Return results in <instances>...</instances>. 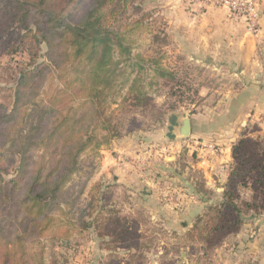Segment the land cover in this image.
I'll return each mask as SVG.
<instances>
[{"label": "rangeland", "instance_id": "obj_1", "mask_svg": "<svg viewBox=\"0 0 264 264\" xmlns=\"http://www.w3.org/2000/svg\"><path fill=\"white\" fill-rule=\"evenodd\" d=\"M90 2L91 0H73L65 11L72 14V19L75 20L89 7ZM178 2L180 0H113L107 5H101L98 11H93V17L99 14V24L110 32L114 57L120 60L118 71L123 72L116 80V89H119L113 96L114 103L104 109L105 117L113 118V123L117 125L120 104L127 106L122 118L125 120L124 125L117 127L120 136L107 139V145L102 143L96 149L88 148L81 154L80 170L71 176L58 196L45 207V213L52 221L39 235L34 237L32 232L26 231L27 225L22 221L21 213L12 223L3 217L14 212L15 196L0 206V264H207L215 255V250L222 248L228 251L242 229L255 230L264 225V193L260 188L253 187L254 173L248 177L245 186L238 187L237 202H256L260 208L245 212L238 233L228 235L218 248L205 252L199 239L189 240L186 237L194 221L187 231H179L178 218L174 217L175 225L171 224V219L165 215L173 217V207L176 210L180 208L183 200L176 202L168 199L167 192L182 195L181 191L184 189L178 190L183 185L179 165L190 168L192 154L187 150H195L197 141L194 139L191 140L190 147L188 143L187 149L179 148L177 162L179 160L180 163L177 164L173 181H161L159 192L153 194L154 197H150L146 191L151 190L150 187L136 175L126 180L121 172L115 171L116 165L104 163L111 152L114 155L119 153V149L130 150L139 146L142 138L148 139L146 136L166 134L174 115L198 117L200 121L197 124L207 123L210 124L209 129L223 130L230 128L231 117L242 105L233 98L242 89L243 79L246 80L244 73L230 72L223 68L220 70L217 60H211L210 65L217 67L213 69L206 64L204 66L200 60L187 56L193 47L179 39V28L183 26L175 24L171 27L168 24L170 15L173 14L177 20L180 18ZM169 7L172 8L171 11ZM29 30L30 33H27ZM7 33L3 37L6 41L0 48V105L6 108V112L11 110L18 84L31 72L34 74L37 70L46 68L38 72L40 76L35 74L24 85L22 91H26L31 99L26 110L28 112L32 103L45 100V93L61 88V74H58L49 61L47 46L39 39L36 40L39 36H35L37 33L32 25L28 29H21L13 23ZM117 45L125 52L119 53ZM257 53L264 60V46H258ZM159 68L163 70L164 77L157 73ZM73 71L64 75V81L73 79ZM125 78L128 81L122 86ZM132 81L134 88L131 90ZM136 90L144 93V105H140L141 107L132 106ZM71 104L76 107L79 102L74 100ZM170 104H174L175 108L166 111L165 106ZM150 106L160 108L161 116L153 117ZM131 117L141 120L142 125L139 130L127 134L125 130L129 127ZM203 117L209 121L201 120ZM241 124L243 126L239 131H235L237 138L232 146L244 139L247 154L255 153L257 157H263L264 111ZM0 126L7 127L6 124ZM228 131L231 130L227 129ZM104 135L105 132L102 133ZM99 141L103 142L102 139ZM8 148V144H0L1 163L6 160ZM139 149L141 150L140 147ZM160 158L163 159L164 156L154 155L150 163L163 165ZM7 160L0 164L1 168H6L0 174L4 182H9L16 174V163L10 164ZM150 163L144 168L146 171L152 169ZM154 172L152 170L153 175ZM187 177H192L197 194L209 199L206 200L208 204L204 205L203 212L206 207H215L222 202V194L218 196L215 193V196L205 189L201 176L196 171L189 169ZM167 200L172 203L166 202ZM161 204L168 205L162 213L152 217L147 213L146 209L157 210ZM114 213L134 215L137 224L132 225L130 230L141 233L139 238L143 236L142 243L136 244L127 236L126 241L131 242L127 247L99 236L95 218L99 214L109 217ZM161 215L164 217L161 218Z\"/></svg>", "mask_w": 264, "mask_h": 264}, {"label": "trees", "instance_id": "obj_2", "mask_svg": "<svg viewBox=\"0 0 264 264\" xmlns=\"http://www.w3.org/2000/svg\"><path fill=\"white\" fill-rule=\"evenodd\" d=\"M71 1L0 0V48L6 41L3 37L13 23L21 29H28L32 25L37 33L35 36H39L36 40L47 46V57L61 74V88L45 93V100L32 103L28 112L26 110L31 99L26 91H22L24 85L35 74L40 76L38 72L46 68L34 74L31 72L18 84L9 112L0 105V125H7L6 128L0 126V144L9 145L6 160L10 164L16 163V174L12 180L4 182L0 177V206L15 196L14 212L3 217L12 223L19 213L23 214L26 231L32 232L34 237L49 227L52 220L45 213V207L58 196L71 176L80 170L81 154L88 148L96 149L102 143L107 145V139L119 137L117 127L124 125L122 118L127 111V106L120 104L117 125L113 123V118L104 114V109L114 103L113 96L119 89H116V80L123 72L118 71L120 60L114 57L110 32L99 24V14L93 17L92 13L113 0H91L89 7L75 20L72 14L65 11ZM117 46L119 53L125 52L120 45ZM70 70H74V76L66 82L64 75L69 74ZM157 73L165 76L161 68ZM127 81L128 78H125L122 86ZM133 85L134 82L131 90ZM135 92L132 106H143L144 93L141 90ZM74 100L79 102L76 107L71 104ZM165 107L166 111L175 108L174 104ZM150 108L153 117L161 116L160 108ZM128 122L127 134L139 130L142 125V121L135 117L129 118ZM246 148L244 139L232 146L233 164L223 186L222 202L215 207H206L186 233L189 240L199 239L205 252L221 246L228 235L238 233L245 212L260 208L256 202H237L238 187L245 186L252 173L255 175L253 187L260 188L264 193V156L259 158L255 153L247 154ZM4 163L0 158V164ZM5 169L0 167V174ZM95 219L99 236L127 247L131 243L126 241L127 236L136 244L142 243L143 236L139 238L141 233L130 230L132 225L137 224L133 214L125 216L114 213L109 217L99 214Z\"/></svg>", "mask_w": 264, "mask_h": 264}, {"label": "crops", "instance_id": "obj_3", "mask_svg": "<svg viewBox=\"0 0 264 264\" xmlns=\"http://www.w3.org/2000/svg\"><path fill=\"white\" fill-rule=\"evenodd\" d=\"M154 1L158 2L160 0ZM174 1L171 0V2ZM196 2L198 0H180L178 2L180 18L177 20L172 14L169 17L168 24L171 27L175 24L183 26L179 28V39L186 42V44L187 42L190 43L193 47L189 50L187 56L194 57L200 60L204 66L206 64V66L213 69L217 67L210 65L211 60H217L219 69L223 68L230 72L244 73L246 80L243 79L242 89L233 98L235 102L242 105L236 114L231 117L230 128L212 130L209 129L210 124H197V121H200L198 117L177 114L171 118L165 136L158 133L155 136H146L148 139L142 138L143 141L140 142L139 146H135L130 150L119 149V153L112 155L111 152V156L104 159V163L108 162L111 166L116 165L115 171L121 172L126 180L134 178L136 175L141 182H144L152 190H146L151 195L150 197H154L153 194L156 195L159 192L161 181L164 179H167V183L173 181L177 164L180 163L179 160L177 162L180 156L178 155L179 148L187 149V145L184 143L183 146L180 143L182 146L173 147L168 151L173 155L166 153L165 158H160L163 165L159 164L158 166L155 163H150L151 158L157 153H149L147 147L158 145L165 148L168 147L169 143L178 144L185 139L196 140L195 150H187L192 154L189 169L196 171L201 176L205 189L219 196L223 192V186L232 167L231 149L237 138L235 131H239L240 127L243 126L242 122L249 121L252 116L264 111V60L257 53L258 46H264V0L259 2L261 18L260 31L257 36L249 34L243 21L230 18L225 10L208 7L202 1ZM170 9L172 8L169 7ZM184 120L188 121L189 132L188 136L183 139L178 137L185 130ZM201 120L209 121L206 117L201 118ZM200 125L204 127L201 128ZM227 129L231 131L227 132ZM149 163L152 169L146 171L144 168H147ZM179 166L183 185L178 190L183 188L184 191H181L182 195L179 193L172 195L168 192L167 194H169L168 199H174L176 202L179 199L183 201L177 210L173 207V217L168 216V214L165 216L171 219L172 225H175L174 221L176 220H174V217L178 218L180 220L179 231H187L186 229L191 227L190 223L203 213L204 205L208 203L206 200L209 199H204L197 194L196 184L192 177H187L189 169L185 166H182V169L181 165ZM152 170H155L154 175ZM166 202L172 203L169 200ZM164 207L168 208V205L164 204L162 206L161 204L157 210L154 208L146 210L152 217L162 213ZM163 217L161 215V218ZM236 236L235 244L228 251H224L222 248L215 250V255L207 264H264V225L258 226L255 230L242 229Z\"/></svg>", "mask_w": 264, "mask_h": 264}, {"label": "built area", "instance_id": "obj_4", "mask_svg": "<svg viewBox=\"0 0 264 264\" xmlns=\"http://www.w3.org/2000/svg\"><path fill=\"white\" fill-rule=\"evenodd\" d=\"M202 1L208 7L220 8L226 11L230 18L240 19L243 21L247 32L253 36H257L260 31V18L261 14L259 11L260 0H198ZM196 2V3H198ZM184 146L186 143L188 147L191 146V140H182L178 144L169 143L168 147L162 148L158 145H150L147 147V151L151 154L157 153L156 155L166 156V153L173 155L170 151L175 146ZM165 158V157H164Z\"/></svg>", "mask_w": 264, "mask_h": 264}, {"label": "water", "instance_id": "obj_5", "mask_svg": "<svg viewBox=\"0 0 264 264\" xmlns=\"http://www.w3.org/2000/svg\"><path fill=\"white\" fill-rule=\"evenodd\" d=\"M184 126H185V130L181 133L180 137L178 138H186L188 136V121L184 120Z\"/></svg>", "mask_w": 264, "mask_h": 264}]
</instances>
